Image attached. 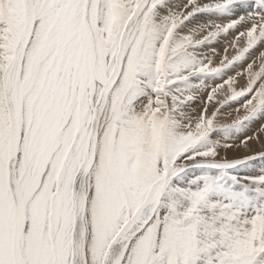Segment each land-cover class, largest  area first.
Masks as SVG:
<instances>
[{"label": "snow or ice", "instance_id": "snow-or-ice-1", "mask_svg": "<svg viewBox=\"0 0 264 264\" xmlns=\"http://www.w3.org/2000/svg\"><path fill=\"white\" fill-rule=\"evenodd\" d=\"M0 264H264V0H0Z\"/></svg>", "mask_w": 264, "mask_h": 264}, {"label": "bare ground", "instance_id": "bare-ground-1", "mask_svg": "<svg viewBox=\"0 0 264 264\" xmlns=\"http://www.w3.org/2000/svg\"><path fill=\"white\" fill-rule=\"evenodd\" d=\"M213 47H216V48L219 50V52H220V55H218V56L216 57V62H219L221 56L224 54L225 41L222 40L220 43H218V44H214ZM227 54H228L229 56H231V55L235 54V50H234V49H229V51H228ZM254 55H255V54H254ZM222 118H224V117H222ZM224 119H225V118H224ZM242 154H244V153H235L234 155L239 156V155H242ZM257 166H259V164H258Z\"/></svg>", "mask_w": 264, "mask_h": 264}, {"label": "rangeland", "instance_id": "rangeland-1", "mask_svg": "<svg viewBox=\"0 0 264 264\" xmlns=\"http://www.w3.org/2000/svg\"><path fill=\"white\" fill-rule=\"evenodd\" d=\"M224 118H225V120H230L231 119V117H227V116H225ZM224 118H222V119H224Z\"/></svg>", "mask_w": 264, "mask_h": 264}]
</instances>
